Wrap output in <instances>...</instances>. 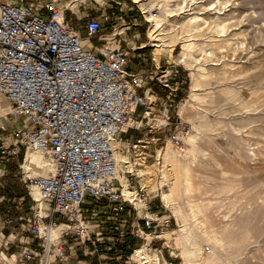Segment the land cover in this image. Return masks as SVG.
<instances>
[{
	"label": "rangeland",
	"instance_id": "1",
	"mask_svg": "<svg viewBox=\"0 0 264 264\" xmlns=\"http://www.w3.org/2000/svg\"><path fill=\"white\" fill-rule=\"evenodd\" d=\"M90 1L95 16L113 18V25L108 26L103 21V32L120 31L118 37L127 39L125 45L131 54L138 52L133 46L143 43L139 50L155 58L158 67L154 68L156 80L146 87L149 91L146 92L147 99L137 106L131 128L116 141H120L118 153L125 155L132 165L133 170L125 167V174L130 189L143 201L138 209H159V216L172 218L173 226L160 230L166 241L159 248L162 252L158 253L160 258L163 256L172 264H182L179 248L175 245L180 225L173 210L161 197V192H166L168 186L160 183V171L163 152L169 143L173 145L170 138L173 130L169 126L182 120L189 123L190 130L192 128L190 120L181 112V104L189 100L195 90L201 93L196 101L211 123L207 130L210 139L205 145V154L192 165L198 178H205L208 182L207 192L202 197L206 202H212L210 214L217 225L232 222L234 247L245 246L246 250L239 255L238 261L229 264H264V258L261 260L264 256V0H166L176 14L171 17V27L180 38L174 45L164 46L158 54L154 52L153 41L149 40L150 23L146 18L159 0H142L141 5L134 0ZM60 2L67 7L66 14L73 26H82L84 1ZM193 15H201L205 21L198 43L192 50V66H188L179 58L182 40L186 38L180 24ZM128 22L130 27L126 28ZM222 28L225 30L218 33ZM88 41L97 43L95 37ZM216 45L220 47L214 48ZM200 64L204 66L202 71L206 72V80L203 85L192 87V71L196 72ZM0 105L4 110V115H0V215L12 219L3 228L5 235L0 242V254L3 251L8 259L0 260V264H22L17 245L21 236L31 235L26 230L27 211L29 206L36 207L35 197L22 181L23 177H29L22 167L28 149L17 147L14 135V123L18 127L22 121L6 115L8 104L1 94ZM193 119L196 121V116ZM182 144L178 147L185 146ZM144 167L152 169L150 178L141 179L137 173L136 169ZM155 179L152 187L149 181ZM117 181L122 191V184ZM218 199L223 200L219 202ZM232 200L234 204H231ZM156 243L159 242L154 241Z\"/></svg>",
	"mask_w": 264,
	"mask_h": 264
},
{
	"label": "built area",
	"instance_id": "2",
	"mask_svg": "<svg viewBox=\"0 0 264 264\" xmlns=\"http://www.w3.org/2000/svg\"><path fill=\"white\" fill-rule=\"evenodd\" d=\"M60 1L0 0V93L10 104L6 115L26 120L13 128L16 146L44 151L54 167L50 175L22 178L29 189L37 187L45 214L29 206L27 230L40 242L41 252L23 250L26 244L19 240V258L29 262L41 255L39 264H56L48 256L53 250L62 257V240L69 235L122 259L119 244L135 250L127 237L144 240L148 233L151 240L165 241L160 230L173 226L159 209L139 211L116 182L114 142L131 128L158 67L152 57L140 55L133 63L120 47L104 46V22L113 25V18L87 15L75 27ZM82 31L101 43L85 47ZM169 129L178 147L190 125L177 120ZM11 222L4 219V224ZM56 223L62 227L53 240Z\"/></svg>",
	"mask_w": 264,
	"mask_h": 264
},
{
	"label": "bare ground",
	"instance_id": "3",
	"mask_svg": "<svg viewBox=\"0 0 264 264\" xmlns=\"http://www.w3.org/2000/svg\"><path fill=\"white\" fill-rule=\"evenodd\" d=\"M134 1L140 5L142 4V0ZM159 2L160 3L157 1L155 6L148 11L146 18L150 23L148 26V34L153 41L155 54H158L167 44L174 45L175 41L180 38L178 33L174 31V28L171 27V17L176 15L175 12H173V7L171 8L169 4L166 3V0H159ZM204 21L205 19L201 15H193L190 16L187 21L180 24L181 31L185 33L186 38L182 40V50L179 54V58L188 66H192V50L198 43V37L202 34ZM224 30L225 29L222 28L218 30V33L223 32ZM82 43L85 47H89L84 40ZM217 47H220V45L214 46V48ZM200 49L202 52L205 51L202 47ZM207 53L210 54L211 52ZM204 58L206 59V56ZM203 69L204 66L200 64L196 72L192 71V87L203 85L204 80H206V72H203ZM218 78L220 79V77ZM200 95L201 93L192 90L191 98L181 104V112L190 120L192 128L188 133L182 136V145H185L184 147H174L169 143L163 152V166L160 171V183L166 184L168 190L166 192L162 191L161 197L163 202L173 210L180 225V229L176 232L175 245L179 248L178 251L182 258V264H229L238 261L239 255L241 256V253L243 254L246 250L245 246L242 248L239 247V249L234 247L233 244L235 237L230 229L232 227L231 221H228L225 224L223 223L224 225H217L215 223L210 214L212 202H206L202 197V194L207 192V179H199L198 173L192 168V165L199 162V158L204 156L205 145L210 139L207 135V130L210 128L211 123L208 121L207 115L203 112V109L196 101L201 97ZM7 104V111H9L10 104L8 101ZM0 115H4V110L1 105ZM193 116H196V121L193 119ZM16 119L22 121V124L18 127H22L26 123L25 119ZM119 142L120 141L114 142L116 182H118V179L122 184L121 192L124 194L123 196L132 201L137 208H140L143 205V201L128 188L129 181L125 174V167H127V170H133L132 165L128 163L129 160L125 155L118 153L117 144H119ZM27 149L22 163V167L27 176L31 178L47 176L54 171V167L44 151L30 148ZM158 151L159 153L161 152L160 150ZM136 171L142 176L141 179L150 178L153 173L152 169L149 167L136 169ZM206 173L209 172L206 171ZM155 182L156 179L149 181V184H153L152 187H154ZM30 191H32L35 197L34 199L37 200L36 208L38 213H44L43 207L45 204L40 198L37 187L31 186ZM221 200L219 202H221ZM231 204H234L233 200L231 201ZM61 227V224L56 223L51 230L53 240L58 238ZM161 234L162 233H160V235ZM148 249L149 247L146 245L139 246L136 251L134 250V257L137 260L141 259L144 264H171L166 259H163L162 261L161 259L159 260L157 253L150 254ZM173 252L175 253L174 250ZM262 258H264V256L261 257V260Z\"/></svg>",
	"mask_w": 264,
	"mask_h": 264
},
{
	"label": "crops",
	"instance_id": "4",
	"mask_svg": "<svg viewBox=\"0 0 264 264\" xmlns=\"http://www.w3.org/2000/svg\"><path fill=\"white\" fill-rule=\"evenodd\" d=\"M73 1H75V0H73ZM83 1H84V8H85L84 17H86L87 15H91V16L94 15L93 10H92V7L94 5L92 4V2L90 1L91 2L90 3L89 0H83ZM82 32H84V31H82ZM117 32H120V31H115V30H110V32H103L102 31L100 38L107 40V43L104 44V46L120 47L125 52H127L129 55H132L133 58L135 59V62L139 61L140 55L150 57L149 53H146L143 50L138 49L139 46L144 45L143 43H141V45L133 46L132 48L138 49V52L131 54L130 51L127 50V47L125 45L127 42V39L118 37V35H116ZM95 38L97 40V43H92V42L88 41L89 38L86 37V34L84 32L83 40L86 42L87 46H89L90 48H93L94 46L101 43L97 36H95ZM129 42H131V40ZM132 42H134V40ZM97 50H101V47L97 46ZM14 126L16 127L15 123H14ZM0 177H1V173H0ZM1 187H2V183L0 182V190H1ZM1 198H3V197H1ZM21 213H25V211H22ZM29 218L30 217L28 216L27 220H29ZM4 219L5 218H3L0 215V236H1L0 242L3 240V236L5 235L4 231H3V228L6 226V224H4ZM26 230H27V227H26ZM5 232H7V229H5ZM150 237H151V234H148V233L145 235L146 239H144V240L139 239V238H133L132 236H130V237L126 238V241H127L126 243H130L133 247H135V251L139 246H142V245H146L149 247L148 251L150 254H152V252L154 253V251L157 250V252H156L157 256H158L159 260L161 259V261H162L165 258L163 256H162V258H160L158 253H160V254L162 253L159 248H162L163 244L166 243V241H163L162 239L151 240ZM162 237L165 238V235H163ZM19 240H22L26 244L24 246L25 248L23 250L29 249L30 251H36V252H39V254H40L41 245L35 236H33L32 234L30 236H21ZM154 241H158L159 243L154 244ZM62 246L64 249L63 256L59 258V257H57L56 254L52 255V252H51L48 256L49 262H54L56 264H99L102 260H105L108 264H144L141 259L137 260L134 257L135 251L132 252L131 249L127 248L125 243L119 244V248H120L121 254H122V259H116L115 258V252H113V251L106 252V251H103L102 249H100L98 251H94L89 242L79 243L74 238H71L69 235L66 236L62 240ZM101 246L102 245H100V247ZM126 256H129V260L125 259ZM6 259H8V257L2 251V253L0 254V260H6ZM39 260H40V262L42 261L41 255H40V258H38L36 256L34 258V260H31L29 262H27L25 260H21V261H22V264H39ZM170 263L172 264V262H170Z\"/></svg>",
	"mask_w": 264,
	"mask_h": 264
}]
</instances>
